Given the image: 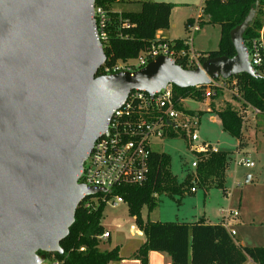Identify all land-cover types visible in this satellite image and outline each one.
Masks as SVG:
<instances>
[{
    "label": "water",
    "instance_id": "water-1",
    "mask_svg": "<svg viewBox=\"0 0 264 264\" xmlns=\"http://www.w3.org/2000/svg\"><path fill=\"white\" fill-rule=\"evenodd\" d=\"M94 3L0 0V264H35L62 253L77 206L99 191L79 182L83 161L131 90L262 76L243 38L257 1L230 30L232 56L209 57L195 68L160 56L134 72L108 75L97 74L106 56Z\"/></svg>",
    "mask_w": 264,
    "mask_h": 264
},
{
    "label": "trees",
    "instance_id": "trees-1",
    "mask_svg": "<svg viewBox=\"0 0 264 264\" xmlns=\"http://www.w3.org/2000/svg\"><path fill=\"white\" fill-rule=\"evenodd\" d=\"M117 1L119 0H95L94 3L95 6L102 7L108 17L105 28L107 39L103 44L106 60L103 66H112L117 61L135 58L154 39L158 30L169 28L170 14L174 6L171 2L139 0L140 9L137 11H116L113 5ZM256 1L258 7L255 16L243 34L246 45L251 38L258 36L264 24V0H203L202 11L207 18L205 22L218 25L220 35L217 50L202 53L200 63L217 55H234L230 30L243 20ZM176 42L177 47H181L180 39H176ZM97 74H103L102 66ZM224 80H235L242 100L258 108L264 115V75L252 77L247 73H240ZM172 85L178 109L191 114L190 110L182 107L181 100L187 97L197 101L204 99L203 90L206 85L187 88ZM210 88L213 94L209 98L214 100L215 96L222 92V88L213 85ZM231 98L237 102V97L232 95ZM210 110L216 113L222 129L238 138L237 147L242 148V116L237 107L227 102L224 106L216 108L211 101ZM183 133L184 131H170L168 136L181 134L187 138ZM195 155L194 172L187 173L183 182L178 183L170 171V155L153 151L148 161L149 172L146 181L140 185H122L113 191V194L120 195L127 204L129 216L134 218L135 226L145 237L134 257L146 264L147 252L155 250L167 253L170 264H242L248 256L259 264H264V246L237 244L221 223H207L204 219L180 222L142 218L141 209L145 206L151 211L156 206V195L159 193L169 196L182 195L192 187L203 188L205 192L210 187H219L223 194L226 193L224 183L226 171L231 164V154L222 150H208L195 152ZM103 196L104 194L99 192L88 195L85 199H93L91 207H85L84 202H80L67 236L60 241L62 253H46L45 256L53 255L59 264H109L121 259L117 247L110 250L99 248L101 239L98 236L104 230L100 224L102 209L106 204Z\"/></svg>",
    "mask_w": 264,
    "mask_h": 264
},
{
    "label": "built area",
    "instance_id": "built-area-1",
    "mask_svg": "<svg viewBox=\"0 0 264 264\" xmlns=\"http://www.w3.org/2000/svg\"><path fill=\"white\" fill-rule=\"evenodd\" d=\"M204 16L201 5L198 7L195 17L189 20L185 26L186 37L180 39L181 47H177L176 39L168 40L155 35L145 49L141 50L135 58H131L133 61L130 62L128 59L117 61L112 66L102 65L103 74L100 75L121 71L134 72L160 56L173 59L176 63L179 61V64L184 68L200 66L202 53H195L192 42L193 35L199 30L200 22ZM92 17L96 35L103 46L107 39L105 28L108 17L106 11L94 4ZM263 30L264 24L259 30L258 36L251 38L248 44H245L250 64L261 75H264ZM211 85L222 89L226 87L233 96L237 97V110L242 116L241 132L249 122H254L262 114L258 108L242 100L235 80L226 81L221 78L212 80L203 90L204 98H209L213 94ZM198 121L199 117L196 114H190L177 108L172 83L151 93L145 90H131L125 101L120 103L107 117L104 132L96 138L83 161L79 182L98 189L99 193L104 194L103 201L108 202L111 206L124 202L122 197L113 194V191L122 185H140L146 181L149 172L148 161L153 152L151 144L154 140L168 136L170 131L177 133L184 131L183 134L187 137L192 151L202 153L215 150L208 142L199 139ZM241 163L246 167L253 166V163L246 158L242 159ZM191 167L195 169L196 160L191 162ZM190 190L195 191V188L192 187ZM87 197L88 195H85L81 202H84L85 207H91L93 199L86 200ZM238 215L237 210L226 208L221 216L220 223L232 237L236 232L230 227V221ZM98 237L106 239L109 237V232L103 231ZM48 259L47 256L43 261L37 259L35 264H59L55 258ZM242 264L259 263L248 256Z\"/></svg>",
    "mask_w": 264,
    "mask_h": 264
},
{
    "label": "rangeland",
    "instance_id": "rangeland-1",
    "mask_svg": "<svg viewBox=\"0 0 264 264\" xmlns=\"http://www.w3.org/2000/svg\"><path fill=\"white\" fill-rule=\"evenodd\" d=\"M123 1L127 2L114 3L113 9L116 11H137L140 9L138 0ZM157 1L174 4L168 34L180 39L186 37V31H184L186 19L188 16L195 17L198 7L203 5V0ZM219 35V26L202 24L193 35L192 47L195 49V53L216 51ZM131 61L133 60L130 59ZM232 95L230 90L225 87L220 94L215 96L214 100H211L216 105L224 106L229 102L237 107V103L231 98ZM207 105L208 103L205 104L204 101H197L189 97L182 101L184 109H195L201 112L197 132L199 139L208 142L212 149L231 154V164L227 171V180L224 183L229 193L223 194L219 187H210L206 192L203 188L196 187L195 193L187 190L182 195L173 194V196L159 193L156 195V206L151 211H148L144 206L141 209L142 215L161 220H173L184 215L189 217L192 212H195L193 210L194 203H196L194 198L198 197L197 208H206L212 215L213 222H218L216 215L220 208L238 211L239 215L230 221V227L236 232L234 240L238 244L250 247L264 246V115H259L256 125L251 124L250 128L254 129L255 133L254 130L245 127L244 135L247 144L239 153L236 151L238 138L225 132L218 119L216 121L211 119L212 113L208 112ZM186 139L179 134L173 137L165 136L154 140L151 144L153 151L165 152L170 155V171L178 183L183 182L187 173L195 170L194 167H191V162L196 159V155ZM244 158L252 162L253 166H244L241 163ZM247 177H249L248 180H246ZM132 223L134 222L128 214L125 202H119L116 206H111L107 202L103 206L100 224L108 227L112 238L120 234H129ZM106 244H108L107 241L104 244L101 243L99 248L102 249ZM48 258L53 260L54 256L50 255Z\"/></svg>",
    "mask_w": 264,
    "mask_h": 264
},
{
    "label": "crops",
    "instance_id": "crops-1",
    "mask_svg": "<svg viewBox=\"0 0 264 264\" xmlns=\"http://www.w3.org/2000/svg\"><path fill=\"white\" fill-rule=\"evenodd\" d=\"M132 1H134V0H132ZM132 1H130V2H132ZM153 1H155V0H153ZM120 2H127V1L119 0L116 3H120ZM118 11H121V10H118ZM171 12H172V10H171ZM170 16H171V14H170ZM205 17L206 16H204L203 20H201L200 26L202 25L201 23H204V24L206 23L205 21H207V18L205 19ZM192 18H193L192 16H188L186 21L187 20H192ZM216 26H218V25H216ZM185 29L186 28H185V25H184V31H186ZM168 33H169V28L168 29H164V30H158L156 32V36L157 37H161V38H165V39H168V40L180 39V38H176V37L170 36ZM184 37L182 39H184ZM200 52H202V51H200ZM182 101H183V99H182ZM182 101H181V103H182ZM201 101H204L205 104L208 103V105H207L208 106V112L212 113L211 119L213 121H216V119L219 120V118L217 117L216 113L213 112L212 110H210V102L212 100L210 98H204ZM233 101H235V100H233ZM214 106L217 108V107H219L221 105L214 104ZM185 110H188V109H185ZM190 111L192 113L196 114V115H198V113L201 114L200 111H197L195 109H191ZM200 114L198 116L199 119H200ZM258 117L256 118V120L254 122H249V124L246 125L245 127L248 128V129H252V128H250V126H251V124L256 125ZM245 127H244V129L242 131V144H243V146L240 149L237 147L236 151L242 150L247 144L246 139H245L246 137L244 135ZM252 130H254V129H252ZM254 133H255V130H254ZM227 171H226L225 181L227 180ZM224 189H225V192H226L225 195H226L227 194V189H226L225 186H224ZM190 192L191 193H195L196 189H195V191H191L190 190ZM222 193H223V191H222ZM194 199H195L196 203H194V206H193L194 209L193 210H195V212L194 213L192 212L189 215V217L187 215H184L183 217H177L176 216L177 218H175L173 220H161L159 218L151 219L148 215L146 217L143 216L142 212H141V216H142L143 219H149V220H152V221L160 220V221L191 222V221H196V220H199V219H204V221L207 222V223H220L219 222V217H220V221H221V216H222L223 210H225L226 208H220V210H218V214L216 215V219H217L216 221H218V222H213V220H211L212 219L211 218L212 215L209 214V212L207 211L206 208L205 209L203 207L202 208H197L198 197H195ZM131 218H132V220L134 222V218L133 217H131ZM102 226H103V229H104L103 231H108L109 232V237H107L106 239H101L100 244L101 243L104 244L106 241L108 242V244H106V246L103 245V248L101 250H110V249H112L114 247H117L118 248V254L121 257L120 260L112 261L109 264H142L138 258L134 257V254L137 252V250L140 247V245L144 242L145 237H144V234L142 233V231L139 228H137L134 223L131 224L129 234H120V235H118V236H116L114 238H112V233L108 229V227H106L105 225H102ZM146 259H147L146 264H170V257L165 252L150 250V251L147 252V258Z\"/></svg>",
    "mask_w": 264,
    "mask_h": 264
}]
</instances>
